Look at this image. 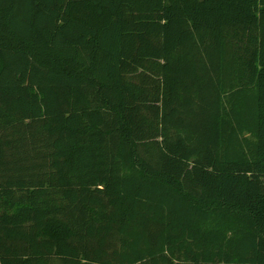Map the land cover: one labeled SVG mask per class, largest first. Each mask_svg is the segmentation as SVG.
<instances>
[{
    "label": "trees",
    "instance_id": "trees-1",
    "mask_svg": "<svg viewBox=\"0 0 264 264\" xmlns=\"http://www.w3.org/2000/svg\"><path fill=\"white\" fill-rule=\"evenodd\" d=\"M0 264H264V0H0Z\"/></svg>",
    "mask_w": 264,
    "mask_h": 264
}]
</instances>
